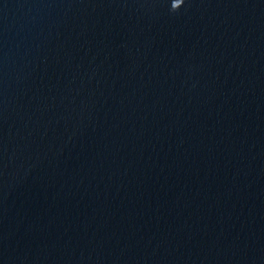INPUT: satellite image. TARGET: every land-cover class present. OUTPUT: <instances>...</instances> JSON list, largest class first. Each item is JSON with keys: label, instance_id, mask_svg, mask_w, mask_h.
Wrapping results in <instances>:
<instances>
[{"label": "water", "instance_id": "1", "mask_svg": "<svg viewBox=\"0 0 264 264\" xmlns=\"http://www.w3.org/2000/svg\"><path fill=\"white\" fill-rule=\"evenodd\" d=\"M171 4L0 0V264H264V0Z\"/></svg>", "mask_w": 264, "mask_h": 264}, {"label": "clouds", "instance_id": "2", "mask_svg": "<svg viewBox=\"0 0 264 264\" xmlns=\"http://www.w3.org/2000/svg\"><path fill=\"white\" fill-rule=\"evenodd\" d=\"M183 4V0H181V2L177 5L175 4V0H172V4H171V7L172 9H178L181 5Z\"/></svg>", "mask_w": 264, "mask_h": 264}]
</instances>
